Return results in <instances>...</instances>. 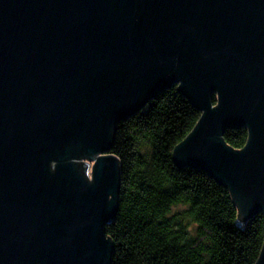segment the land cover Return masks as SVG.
Instances as JSON below:
<instances>
[{
    "label": "water",
    "instance_id": "obj_1",
    "mask_svg": "<svg viewBox=\"0 0 264 264\" xmlns=\"http://www.w3.org/2000/svg\"><path fill=\"white\" fill-rule=\"evenodd\" d=\"M173 86L202 113L177 165L264 213V0H0V264H112L117 125Z\"/></svg>",
    "mask_w": 264,
    "mask_h": 264
},
{
    "label": "trees",
    "instance_id": "obj_2",
    "mask_svg": "<svg viewBox=\"0 0 264 264\" xmlns=\"http://www.w3.org/2000/svg\"><path fill=\"white\" fill-rule=\"evenodd\" d=\"M217 103V95L212 98ZM199 111L177 86L118 123L112 153L119 158L118 210L106 225L112 264H256L264 247V213L239 222L230 190L204 170L179 166L174 150L194 130ZM246 127L225 142L245 147Z\"/></svg>",
    "mask_w": 264,
    "mask_h": 264
},
{
    "label": "rangeland",
    "instance_id": "obj_3",
    "mask_svg": "<svg viewBox=\"0 0 264 264\" xmlns=\"http://www.w3.org/2000/svg\"><path fill=\"white\" fill-rule=\"evenodd\" d=\"M81 161V160H80ZM92 177V169H91V172H90V178Z\"/></svg>",
    "mask_w": 264,
    "mask_h": 264
},
{
    "label": "flooded vegetation",
    "instance_id": "obj_4",
    "mask_svg": "<svg viewBox=\"0 0 264 264\" xmlns=\"http://www.w3.org/2000/svg\"><path fill=\"white\" fill-rule=\"evenodd\" d=\"M88 169H90V168H88Z\"/></svg>",
    "mask_w": 264,
    "mask_h": 264
}]
</instances>
